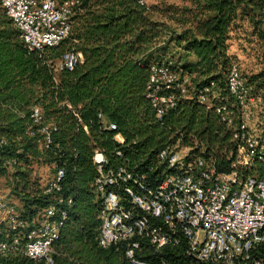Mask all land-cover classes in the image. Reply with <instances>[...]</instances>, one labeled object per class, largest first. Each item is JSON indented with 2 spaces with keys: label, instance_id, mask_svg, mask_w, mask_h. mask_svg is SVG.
I'll use <instances>...</instances> for the list:
<instances>
[{
  "label": "trees",
  "instance_id": "1",
  "mask_svg": "<svg viewBox=\"0 0 264 264\" xmlns=\"http://www.w3.org/2000/svg\"><path fill=\"white\" fill-rule=\"evenodd\" d=\"M140 1L80 0L71 35L44 52L25 48L0 6V166L6 163L14 170L12 195L20 201L15 206L24 221L31 222L47 207H55L53 219L61 223L52 245L56 264H131L121 247L97 245L102 204L92 186L94 151L102 153L108 166L124 165L151 182L158 173L155 155L176 142L212 158L217 171H227L236 152L230 131L198 97L211 83L217 97L228 95L224 82L229 33L240 21L254 30L262 26L264 0H196L190 22L176 20L189 23L177 35L154 18L156 14L165 18L170 8ZM171 43L183 51L175 62ZM67 49L80 53L82 60L72 71L54 76L53 64ZM152 65L164 66L176 76L168 90L159 91L175 100L174 108L160 119L146 97ZM246 84L263 90L264 69ZM176 85L184 88L185 95ZM33 107L41 111V124L51 126L46 148H39L26 133L36 129L30 119ZM107 123L116 129H106ZM116 135L122 138L121 144L114 141ZM32 163L50 167L53 173L63 170L58 194L43 193L44 186L32 175ZM163 257L179 259L174 252ZM256 257L264 262V246ZM142 259L157 258L144 253ZM0 264L36 263L15 250L0 256ZM176 264L197 263L179 260Z\"/></svg>",
  "mask_w": 264,
  "mask_h": 264
},
{
  "label": "built area",
  "instance_id": "2",
  "mask_svg": "<svg viewBox=\"0 0 264 264\" xmlns=\"http://www.w3.org/2000/svg\"><path fill=\"white\" fill-rule=\"evenodd\" d=\"M79 1L0 0V6L25 48L44 52L71 35ZM140 4H146L145 0ZM81 60L80 53L67 49L53 64L54 76L72 71ZM174 82L176 76L166 67H150L146 97L157 119L174 108L173 96L159 93ZM224 87L227 97H217L211 83L202 89L198 100L214 111L236 143L227 171H217L212 158L174 144L155 155L158 173L151 182L124 165L108 166L102 153L94 151L92 186L102 204L96 239L100 248L121 247L131 264H176L179 260L264 264L256 257L258 248L264 246V140L250 131L252 90L234 61L228 64ZM176 88L185 95L181 85ZM98 118L102 119L100 114ZM30 119L36 129L29 128L26 133L36 139L39 148H46L51 126L41 124L38 107L31 109ZM103 126L116 129L113 123ZM114 141L121 144L122 138L116 135ZM63 177V170L57 168L43 184V193L58 194ZM61 202L57 195V203ZM55 215V207L49 206L31 222L24 221L15 204L0 196V256L16 250L36 264H56L52 245L61 223L53 219ZM59 217L63 219L64 213ZM168 252L179 259L163 257ZM144 253L157 259H142Z\"/></svg>",
  "mask_w": 264,
  "mask_h": 264
},
{
  "label": "rangeland",
  "instance_id": "3",
  "mask_svg": "<svg viewBox=\"0 0 264 264\" xmlns=\"http://www.w3.org/2000/svg\"><path fill=\"white\" fill-rule=\"evenodd\" d=\"M145 2L148 6L157 5L161 6V9L170 8V12L166 13L165 18L157 14L154 18L160 22H165L170 32L176 35L189 28V23L180 24L176 20L184 19L190 22L192 16L196 14V0H145ZM167 17L173 19L169 20ZM229 39L228 50H230V53L227 54L229 62L234 61L238 64L242 77L247 82L252 75L264 69V24L254 30L246 21H240L232 27ZM169 50H172L173 62L183 56V51L174 43L169 45ZM189 60L191 61L192 59L189 58ZM251 90L254 106L252 108L253 121L251 122L250 131L264 140V89L255 90L251 86ZM175 144L181 146L179 142ZM30 168L32 175L37 178L40 186H43L53 176V170L50 167L32 163ZM13 171L9 164H1L0 196L19 206L20 201L16 200L15 196L12 195L14 187Z\"/></svg>",
  "mask_w": 264,
  "mask_h": 264
},
{
  "label": "crops",
  "instance_id": "4",
  "mask_svg": "<svg viewBox=\"0 0 264 264\" xmlns=\"http://www.w3.org/2000/svg\"><path fill=\"white\" fill-rule=\"evenodd\" d=\"M230 43V39L228 40V44ZM230 53V50L227 51V54Z\"/></svg>",
  "mask_w": 264,
  "mask_h": 264
}]
</instances>
